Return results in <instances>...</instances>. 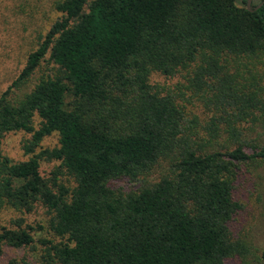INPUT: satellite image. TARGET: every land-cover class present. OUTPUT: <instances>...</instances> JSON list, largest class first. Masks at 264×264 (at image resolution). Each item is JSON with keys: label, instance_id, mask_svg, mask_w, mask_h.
I'll return each instance as SVG.
<instances>
[{"label": "trees", "instance_id": "16d2710c", "mask_svg": "<svg viewBox=\"0 0 264 264\" xmlns=\"http://www.w3.org/2000/svg\"><path fill=\"white\" fill-rule=\"evenodd\" d=\"M54 9L60 15L0 94V210L46 209L59 241H40L42 263L225 264L252 256L231 229L241 208L234 190L241 165L264 161V145L242 125L258 118L247 113L256 93L232 86L226 68L230 60L264 61V0L251 11L236 0H58ZM184 71L221 114L202 129L206 136L149 82L152 72ZM15 131L30 134L27 153L52 133L58 146L14 163L1 141ZM41 159L60 162L50 180L39 174ZM61 171L72 188L57 182ZM32 242L20 225L0 227V256L4 245Z\"/></svg>", "mask_w": 264, "mask_h": 264}, {"label": "rangeland", "instance_id": "374dc122", "mask_svg": "<svg viewBox=\"0 0 264 264\" xmlns=\"http://www.w3.org/2000/svg\"><path fill=\"white\" fill-rule=\"evenodd\" d=\"M58 0H0V94L18 75L26 63L28 54L36 50L41 38L48 31L53 21L60 15L54 9ZM260 0H251V6ZM238 6H246V1L236 0ZM51 65H44L41 75H45ZM230 84L246 93H256V102L247 113H254L252 119L246 116L242 125L248 131L250 141L264 145V61L236 59L227 63ZM38 76V75H37ZM192 74L182 72L173 77L152 72L149 76L151 85L158 86L161 94L169 93L176 99L177 104L183 109L186 117H196L197 128L204 136L207 132L202 129L207 127V122L212 115L217 114L215 106L202 100L193 89L189 87L188 79ZM35 77L22 88L21 93L29 92L35 82ZM261 101V104H259ZM218 115H221L218 113ZM222 116H225L222 114ZM40 119L37 115L33 118V126L37 128ZM225 127V124H221ZM58 135L52 133L45 136L33 153L25 151L30 141V134L24 131L9 132L1 141V152L12 162H22L38 154L43 149H53L58 146ZM60 167L58 160L39 161V174L44 179L50 180L53 172ZM58 174L57 182L68 188L74 186V181L64 171ZM158 176V174L156 175ZM155 176V177H156ZM117 188L130 187L125 181H117ZM234 199L241 208L231 223L235 236L246 241L254 249L252 256L246 259H232L225 264H264V161L241 165L237 172ZM48 215L46 209L39 203L34 204L29 211H19L9 207L0 210V227L16 229L17 225L26 229L33 239L29 246L19 248L4 245L0 256V264H43L42 254L44 247L41 240L53 243L59 241L58 237L51 234L48 229Z\"/></svg>", "mask_w": 264, "mask_h": 264}, {"label": "water", "instance_id": "95a60500", "mask_svg": "<svg viewBox=\"0 0 264 264\" xmlns=\"http://www.w3.org/2000/svg\"><path fill=\"white\" fill-rule=\"evenodd\" d=\"M261 4H259L258 6H256L255 9L259 8L261 6ZM246 6H247V9L251 11V9H250V7H251V0H246Z\"/></svg>", "mask_w": 264, "mask_h": 264}]
</instances>
